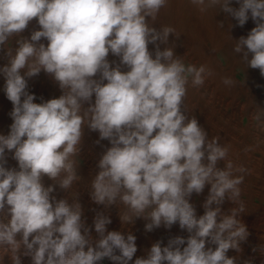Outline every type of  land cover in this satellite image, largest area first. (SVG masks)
<instances>
[{
    "label": "clouds",
    "instance_id": "1",
    "mask_svg": "<svg viewBox=\"0 0 264 264\" xmlns=\"http://www.w3.org/2000/svg\"><path fill=\"white\" fill-rule=\"evenodd\" d=\"M167 2L0 0V50L7 57L0 75L13 105L9 133L0 134V249L11 264H22V256L32 264L133 260V234L108 231L110 217L96 212L94 239L77 196L71 204L57 200L51 195L54 186L42 183L47 176L66 191L81 178L77 156L85 127L111 145L91 180V200L105 210L123 204L127 211L119 214L122 223L143 218L149 221L146 231L178 223L190 234L170 238L163 247L155 242L134 264H237L238 256L227 252L242 253L240 245L249 232L238 218L245 210L239 199L243 176L234 173L247 170L231 161L218 167L228 148L218 137L209 140L182 107L189 77L193 86H202L212 73L204 65L186 66L173 47L161 50L175 30L157 29L146 18L154 21ZM232 2L190 0L202 13L218 7L240 27L251 18L255 27L235 40L234 52L264 76V0H236L239 7ZM33 19L39 30L29 38L21 36ZM14 37H19L18 46L6 47ZM150 44L155 45L154 55ZM110 53L119 63L108 60ZM41 71L54 79L62 95L35 103L36 96L27 91L28 79ZM223 83L234 82L224 78ZM6 150L18 168L5 166ZM206 185L204 214L198 217L190 199ZM225 199L238 206L222 211Z\"/></svg>",
    "mask_w": 264,
    "mask_h": 264
},
{
    "label": "rangeland",
    "instance_id": "2",
    "mask_svg": "<svg viewBox=\"0 0 264 264\" xmlns=\"http://www.w3.org/2000/svg\"><path fill=\"white\" fill-rule=\"evenodd\" d=\"M231 6L239 7L236 0H233ZM160 10L163 19L160 22L161 26L171 27L175 30L174 34L169 35L168 45H160L161 50L165 46L173 47L174 54L179 56L178 54L181 53L183 41L188 39L189 46H187V50L191 56L194 53L196 57H198L197 55H202L201 58L197 59L193 56L192 59L189 57H180L186 66L195 65L199 67L201 65H208V68L212 69L213 74L218 76L217 64L214 61L210 62L207 60L208 44L202 41V38L197 35L199 28H203V25L205 26L206 23L211 22L215 29L214 36L218 40H222L225 36L231 43V47L222 45L216 50V56L219 61L223 63L224 67H229L228 69L232 70V81L234 83L229 85V93L231 95L221 96L215 91H212L208 84V79H205L202 86H193L191 82L192 78L189 77L182 107H188L186 114L190 118L194 116L211 139L212 136L208 130V124L210 125L211 123H209V120L207 121L204 111L211 114L214 119L225 125L227 129L234 131L236 134L238 133L237 136L239 138L235 146L227 148L229 153L234 154L235 152L238 155L240 166L244 165L243 167L247 170L244 173L236 172L234 175L243 176V182L239 185L241 189L239 199L244 203L245 210L238 218L246 225L249 236L245 242H241L242 253L238 254L235 250L229 249L227 255L229 257L238 256L237 264H245V261H250L251 264H264V76H261L258 69L248 67L246 62L240 58V55L234 52L235 40L241 36L246 37L251 29L255 27V24L250 18L243 27H240L234 18L219 11L218 7L210 8L202 13L197 6L190 3V0H168L166 6ZM219 22H223L224 27H220ZM229 24L233 25L231 29L229 28ZM34 30H39V25L35 19L29 23L27 29L21 33V36L29 38ZM18 38L14 37L10 39L6 47L15 49L18 46L15 42ZM211 42L210 40L209 43ZM41 43L47 45V41L43 38ZM153 46L155 48V45ZM116 58L119 63V58ZM6 63L7 57L5 52L0 50V67ZM213 74L211 77L209 76V79H215ZM96 78L99 77L97 76ZM4 83V78L0 75V134L7 135L10 130V125L13 123L9 115L13 105L6 98L3 90ZM27 91L36 96L35 103H40L42 100L47 101L52 98H58L62 95V90L58 84L50 75L43 71L38 76L28 79ZM87 106V104L84 105V107ZM256 116H259V120L255 119ZM200 119H204L207 125L201 124L199 122ZM219 142L221 146H225L223 142ZM79 147L77 174L81 178L75 181L71 188L64 191L47 176L42 178V183L45 187L50 185L54 186V192L51 195L55 196L57 200L68 199V202L71 204L77 196L78 202L81 204L83 210L82 219L86 221V226L90 228L89 234L94 239L98 238V234L95 232L93 225L96 212H104L105 215L110 217L112 222L106 226L108 231H119L125 235L130 232L136 237L137 252L130 264H134L136 258L146 257L147 251L157 241H161V246L163 247L167 245L170 238L180 236L187 239L190 234L187 230H182L178 223L174 224L170 229L162 225L152 231H146L145 224L149 221L143 218H136L131 224L121 222L119 214L127 211L123 204L118 203L116 206H111L107 210L102 205H96L90 196L91 180L99 172L98 162L103 153L111 145L108 140H100L98 132L91 131L85 127ZM5 157L7 160L6 167L18 168L17 162L12 159V153L6 150ZM225 163V161H221L217 166L223 168ZM232 163L234 166H238L235 162ZM207 187L210 188V186L206 185L201 194L197 195L194 193L190 199V203L195 207L198 217L204 214L203 203L209 193ZM237 206L225 199L221 208L222 211L228 212L229 209ZM0 258H3V264H11V260L2 249H0ZM21 260L22 264H32L30 257L22 256ZM97 264H114V262L108 258H104L97 262Z\"/></svg>",
    "mask_w": 264,
    "mask_h": 264
},
{
    "label": "bare ground",
    "instance_id": "3",
    "mask_svg": "<svg viewBox=\"0 0 264 264\" xmlns=\"http://www.w3.org/2000/svg\"><path fill=\"white\" fill-rule=\"evenodd\" d=\"M173 5V4H172ZM180 6V5H179ZM174 8V6H172ZM180 8V7H178ZM164 9V8H163ZM176 9V8H174ZM165 11V10H164ZM183 12V11H182ZM175 13V12H173ZM184 13V12H183ZM167 14V13H166ZM181 14V13H180ZM169 15V14H167ZM184 16V15H183ZM200 17V16H199ZM176 18V17H175ZM185 18V17H184ZM149 20L150 24L153 27H156L157 29L161 28V21L162 19V15H161V10L159 11V13L157 14L156 18L154 21H151V18H146ZM199 19V18H198ZM204 20V19H203ZM182 21V20H181ZM186 21V19H185ZM199 21V20H198ZM176 22V21H175ZM177 23V22H176ZM200 23V22H199ZM202 24V23H201ZM177 26V25H176ZM182 26V25H181ZM179 27V26H178ZM34 28V27H33ZM214 27L211 24V22L206 23V25H203V28H199L198 30V36H200L202 38V41H205L208 45H207V60H209L210 62L214 61L217 64V71H218V76L213 74V71L211 68H208V65H206V67L211 70V73L215 76V79H209V76L211 77V75L207 76L206 79H208V84L211 87L212 91H215L216 93H218L221 96L224 95H231L229 93V85H226L223 83V79L224 78H230L231 80L232 78V70L228 69L229 67H224L223 63H221V61H219L218 57L216 56V50L218 47H221L222 45H226L227 47H231V43L229 42V40L227 39V37L224 36V38L222 40H218L215 36H214ZM208 36V37H206ZM207 38H209L208 40L212 41L211 43H209V41L207 40ZM182 47H181V53L178 54L180 57H189L190 59H192V56L197 58H201L202 55H197L198 57H196L195 53L191 56L190 52H188L187 50V46H189V40H184L182 43ZM149 51L153 53L154 55V51L155 48L152 44H150L149 46ZM166 47V46H165ZM180 50V49H179ZM189 54V55H188ZM199 54V53H198ZM117 58L115 56H113L111 53L108 56V60L110 62L115 61L116 63ZM200 61V60H199ZM208 61V63H209ZM198 62V61H197ZM115 66V65H113ZM225 68V70H224ZM122 71H127L128 69L124 66H122ZM225 71V73H224ZM209 90V89H208ZM204 95V94H203ZM206 97V95H205ZM215 97V96H214ZM190 98V97H189ZM192 99V98H191ZM221 99V98H220ZM223 99V98H222ZM218 100V99H217ZM228 101V100H226ZM184 102V101H183ZM192 102V101H191ZM223 102V100H222ZM225 103V102H224ZM231 105V104H230ZM217 106V105H216ZM221 106V105H220ZM185 110V112H188V107L185 106L183 108ZM203 110V109H202ZM204 115L207 117V121L209 120V123H211L210 125L208 124V130L210 132V135L213 138L218 137L219 141L223 142L225 144L226 147H234L237 140H238V136L236 133H234V131L227 129L225 127V125H223L221 122H219L218 120L214 119L211 114H208L207 112L204 111ZM204 118V117H203ZM227 119V116H226ZM229 120V119H228ZM233 120V119H232ZM199 122L203 125H207V123L204 121V119H200ZM205 127V126H204ZM203 128V127H202ZM209 140H211V137H208ZM218 141V142H219ZM220 143V142H219ZM223 144V145H224ZM227 161H231V162H235L238 166H240V160L238 158V155L233 153H229L227 155V158L225 160V162ZM244 166V165H243ZM257 170V169H256ZM255 170V172H257ZM208 188V187H207ZM209 189V188H208ZM244 191V190H243ZM200 200V199H199ZM253 206V205H252ZM255 209V207H254ZM263 232V231H262Z\"/></svg>",
    "mask_w": 264,
    "mask_h": 264
}]
</instances>
